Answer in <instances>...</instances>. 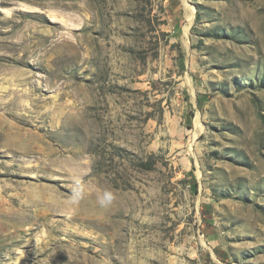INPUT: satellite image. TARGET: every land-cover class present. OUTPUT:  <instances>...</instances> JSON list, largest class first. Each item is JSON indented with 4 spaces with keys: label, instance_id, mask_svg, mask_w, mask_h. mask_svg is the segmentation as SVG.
I'll return each mask as SVG.
<instances>
[{
    "label": "rangeland",
    "instance_id": "rangeland-1",
    "mask_svg": "<svg viewBox=\"0 0 264 264\" xmlns=\"http://www.w3.org/2000/svg\"><path fill=\"white\" fill-rule=\"evenodd\" d=\"M0 264H264V0H0Z\"/></svg>",
    "mask_w": 264,
    "mask_h": 264
}]
</instances>
